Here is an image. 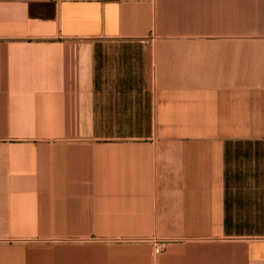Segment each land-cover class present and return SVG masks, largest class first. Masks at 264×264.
<instances>
[{
  "label": "crops",
  "instance_id": "0c3cea01",
  "mask_svg": "<svg viewBox=\"0 0 264 264\" xmlns=\"http://www.w3.org/2000/svg\"><path fill=\"white\" fill-rule=\"evenodd\" d=\"M0 264H264V0H0Z\"/></svg>",
  "mask_w": 264,
  "mask_h": 264
},
{
  "label": "built area",
  "instance_id": "2783aa9c",
  "mask_svg": "<svg viewBox=\"0 0 264 264\" xmlns=\"http://www.w3.org/2000/svg\"><path fill=\"white\" fill-rule=\"evenodd\" d=\"M153 251L155 254H159L162 251V245L156 241L152 242Z\"/></svg>",
  "mask_w": 264,
  "mask_h": 264
}]
</instances>
